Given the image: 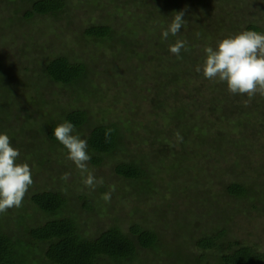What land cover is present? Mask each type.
I'll return each instance as SVG.
<instances>
[{
  "label": "rangeland",
  "instance_id": "rangeland-1",
  "mask_svg": "<svg viewBox=\"0 0 264 264\" xmlns=\"http://www.w3.org/2000/svg\"><path fill=\"white\" fill-rule=\"evenodd\" d=\"M72 1L78 3L77 0ZM9 3L10 10L4 6L1 9L2 18L13 16V19V8L21 6L12 0ZM248 4L253 5L250 7ZM237 5L235 16L249 8L252 12L247 11L248 22L259 23L256 16L252 15L253 11L256 12L254 8L262 6L260 0H239ZM87 11L83 9V18L80 17L68 30L53 28L48 18L34 16L26 24L17 22L13 28L9 25L5 33L0 35V53L9 50L4 56L2 71L10 79L6 88L0 86V90H4L0 94V132L8 133L11 144L19 149L18 162H26L31 167L33 183L27 193L39 188L63 194L68 202L59 216L73 217L79 230L87 236L94 237L113 225H118L124 231L134 222L153 229L158 234V247L138 250L132 264H220L209 252L198 260L201 251L194 244V238L215 232V227L225 228L227 239L258 242V250L264 252V175L255 176L257 163L248 170V159L243 158L242 167L235 164L237 161L234 163L218 153L213 157L211 155L212 162L206 159L205 150L209 145L206 138L210 139L211 128L203 127L204 119L199 118L202 116L200 106L193 107L187 102L188 107L184 106L177 117L172 112L181 104V99L187 96L184 80L175 83L180 85L172 88L171 92L169 90V95H166V106L170 107V112L153 105L147 99L152 90L146 86L140 90L142 79L148 78L147 75L143 76V71L129 62V58L135 57L137 62L144 64V59L137 57L143 55L146 48H151L152 43L144 42V52L128 58L116 42L87 38L81 31L88 23L86 19L91 18V13ZM255 14L263 13L260 11ZM105 16L112 17L109 14ZM7 22L12 24L10 20ZM160 41L158 43L164 45ZM92 54L98 62L106 55L116 60L114 64H97V69L89 71L91 79L87 87L95 88L94 92L88 88L89 92L84 91L83 96L76 95L74 98L73 91L68 87L53 83L40 73L43 58L65 55L73 61L75 58L86 61L84 58ZM147 58H150L149 55ZM158 58L153 62H158ZM24 66L29 69L25 70ZM122 68L127 70L126 74L121 71ZM12 72L15 76L13 79ZM151 72L154 73L152 68ZM129 76H133L140 85H131L130 81L124 84ZM161 88L157 90L161 92ZM209 92L208 87L199 90L200 96L195 93L197 97H204ZM74 108L86 110L85 125L75 128V134L82 139H85L94 123L114 122L122 133V143L118 145L117 151L99 154L102 161L98 166L88 161L86 172H82L67 158V149L62 144L46 136L47 124L63 123L66 121L65 112ZM184 120L185 123H182ZM236 121L232 125H225L223 131L237 136L234 132L236 127L239 136L254 135L256 128L250 130L252 133L248 132L247 128H240ZM171 122L183 125L173 129ZM165 130H174L173 142L169 143L163 138ZM184 133V142L178 143V137ZM188 146L193 149L189 150L191 148ZM89 154L95 155L94 152ZM136 160L148 173L146 178H142L144 181H132L115 173L117 162ZM65 173L70 174L67 181L61 179ZM89 175L96 177L93 188L84 183ZM249 175L253 193L246 198L228 194L227 184L241 183ZM255 178L261 183L258 184ZM245 181L250 183L248 179ZM258 189L263 191V197L260 194L263 202L258 199ZM27 193L19 208H11L0 214L1 217H8L13 231L16 230L19 216H23V227L35 226L52 218L30 204ZM109 193L110 199H105ZM85 199L90 202L89 209L84 207L87 203ZM21 238L26 239L23 235ZM108 262L107 259L103 260V264Z\"/></svg>",
  "mask_w": 264,
  "mask_h": 264
},
{
  "label": "trees",
  "instance_id": "trees-1",
  "mask_svg": "<svg viewBox=\"0 0 264 264\" xmlns=\"http://www.w3.org/2000/svg\"><path fill=\"white\" fill-rule=\"evenodd\" d=\"M10 1L0 0V14L3 6L6 10H10ZM12 1L21 6L13 8V19V16H5L6 18L1 17L4 15L0 16V35L5 33L9 25L13 28L17 22L26 24L34 16L48 18L49 21H47L50 26H54L53 28L60 27L68 30L83 18L82 10L88 9L87 13H91L88 14L91 20L86 19L88 23L81 29L87 38L116 42L120 48H123L127 57L143 53L144 42L152 43L151 48H146L147 51L143 55L139 54V58L137 57V59H144V64L137 62L135 57L133 59L128 57L132 66L139 67L143 71V76L147 75L148 78L142 79V85L136 82L133 76H129V79L124 82L122 80V82L127 84L130 81L131 85H140V90L145 86L151 89L152 92L147 99L168 113L170 107L166 106L168 98L166 95H169V90L171 92L172 88L180 85H174L175 83L184 80L183 86L187 90V96L181 99L178 107H173L175 110L172 112L176 113L174 116L177 117L184 106L188 107L187 102H190L193 107L199 108L200 106L199 111L202 116H198L204 119L203 127L211 128L210 139L206 138L209 145L206 147L204 157L212 162L211 155L213 157L218 153L227 160H233L234 163L237 161L235 164L238 163L239 167H242L243 158L248 159L250 167L246 168L250 170L252 165L257 163L255 176L264 175V94L258 92L251 99L247 95L232 94L225 83L218 80H207L202 73L196 71L197 66L203 63L207 47L214 48L218 41L240 32V28L264 32V0H260L262 6L254 8L256 12L253 11L252 16H256L258 24L248 22L247 11L252 12L249 8L239 16H235L239 0H77L78 3H73L72 0ZM225 3L229 4L225 5ZM252 5L248 4L250 7ZM260 11L262 15L255 14ZM177 12L184 13L185 23L181 32L176 37L170 36L167 40L162 39V31ZM104 14L112 17H104ZM8 20L12 24L7 22ZM123 33L126 34L125 37ZM131 37H136V39ZM178 39L186 41L189 46L187 51L182 50L179 58L169 51L170 45ZM160 40L164 42V45L158 43L161 42ZM8 53L9 50L0 53V86L5 88L10 79L6 78L7 75L5 77L2 68L4 56ZM148 55L150 58H147ZM95 57L92 54L84 58L86 61L78 58L73 61L65 55H55L50 59L43 58L44 63L40 73L47 79L49 78L51 82L68 87L73 91L74 98L76 95L83 96L84 91L89 92L88 88H92L90 92L96 90L93 87H87V82L91 79L89 71L97 69L95 67L97 64H111V62L114 64L116 61L109 59L106 55L98 62ZM157 57H159L158 62H153ZM131 60L134 61L131 62ZM25 66L24 69L28 70L29 68ZM151 68L154 73L151 72ZM121 71L124 74L127 73L126 69L122 68ZM14 77L12 72L11 79ZM169 84L172 85L170 88ZM160 87H162L161 92L157 90ZM208 87L210 92L207 96L197 97V93L200 96V89ZM3 91L0 90V94ZM86 116V110L82 108H74L65 112V120L71 121L75 128L85 125ZM235 120L240 128H247L248 132L256 128L254 135L249 137L240 133L241 136H239L237 132L239 129L236 127L234 132L237 136L223 131L225 125H232ZM182 123L171 122V127L174 129L183 125ZM43 125H45L44 121ZM38 126L41 127L39 124ZM56 126L55 123L47 124L46 136L54 142H57L53 134ZM192 126L195 128V125ZM172 131L174 130H165L164 134L161 132L163 138L169 143L173 142L174 132ZM184 135L185 133L178 137V143L184 142ZM85 140L88 142V152L95 153V155H90L89 161L92 165L98 166L102 161L100 155L117 151L118 145L122 143V133L114 122L94 123L85 136ZM114 171L132 181H144L142 178L148 175L138 161H119L115 164ZM247 179L250 183L245 181ZM245 180L241 183L227 184L225 187L228 194L241 198L248 197L252 192L251 176L249 175ZM256 181L258 184L261 183L258 179ZM258 192V199L263 202V191L258 189ZM27 200L35 208L49 214L52 218L35 226L23 227L21 220L23 216H19L18 223L15 224V232L11 228L8 217L0 216V264H103L105 259L110 262L107 264H132L131 261L136 259L138 250L158 247V234L151 228L143 227L140 222L131 223L124 231L118 225H113L98 232L94 237L83 234L73 217L59 216L68 202L60 192L38 188L27 193ZM85 200L87 203L84 207L89 209L90 202ZM215 228L216 231L213 233L202 234L194 238V244L201 251L198 260L204 258L209 252L220 264L264 263V252L258 250V242L254 243L252 240L239 242L237 239H227L228 232L225 228ZM22 235L26 239H22Z\"/></svg>",
  "mask_w": 264,
  "mask_h": 264
},
{
  "label": "clouds",
  "instance_id": "clouds-1",
  "mask_svg": "<svg viewBox=\"0 0 264 264\" xmlns=\"http://www.w3.org/2000/svg\"><path fill=\"white\" fill-rule=\"evenodd\" d=\"M183 17V12H177L162 31V39L176 37L181 32L185 23ZM188 47L186 41L178 39L170 45L169 51L179 58L182 50L187 51ZM196 71L207 80L225 83L232 94L247 95L249 99L258 92L264 94V32L243 30L218 41L214 48L207 47L203 63ZM53 134L67 149V158L86 172L91 159L88 142L75 134V125L64 121L54 128ZM19 157V149L11 144L9 134L0 132V214L19 208L33 183L31 167L26 162H18ZM69 175L65 173L61 179L67 181ZM96 182L94 175L84 181L89 188ZM105 199H110V193Z\"/></svg>",
  "mask_w": 264,
  "mask_h": 264
}]
</instances>
